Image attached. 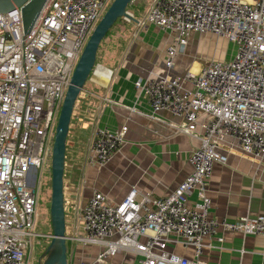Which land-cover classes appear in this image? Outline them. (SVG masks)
I'll use <instances>...</instances> for the list:
<instances>
[{"label": "built area", "instance_id": "built-area-1", "mask_svg": "<svg viewBox=\"0 0 264 264\" xmlns=\"http://www.w3.org/2000/svg\"><path fill=\"white\" fill-rule=\"evenodd\" d=\"M112 1L46 0L28 31L22 6L0 13V264H30L34 238L42 236L35 231L38 193L30 179L52 155L74 69ZM151 24L173 36L167 71L136 87L154 115L170 112L180 119L172 124L178 133L199 140L189 155L193 170L161 197L133 185L112 201L94 189L81 209L84 234L74 239L98 245V252L77 263L68 257V264H107L122 251L140 255L142 264H210L202 256L214 247L213 237L221 243L227 233L264 238V212L234 221L216 217L209 196L215 164L228 160L223 147L264 163V0H152L138 19L140 29ZM194 33L227 38L234 55L173 74ZM92 96L82 89L73 117ZM127 131L126 125L96 128L87 165L106 166L122 151ZM195 190L198 200L190 203ZM171 244L191 247L193 257L177 254Z\"/></svg>", "mask_w": 264, "mask_h": 264}, {"label": "crops", "instance_id": "crops-1", "mask_svg": "<svg viewBox=\"0 0 264 264\" xmlns=\"http://www.w3.org/2000/svg\"><path fill=\"white\" fill-rule=\"evenodd\" d=\"M198 35L192 34L185 52L178 55L173 74L184 73L188 68L199 70L210 60L186 57L193 47L201 48L194 44ZM172 39L171 33L152 24L140 29L137 20L119 25L101 48L100 60L95 66L100 68V73L92 71L86 88L94 96L76 108L68 139L64 197L68 254L73 257V263L92 259L99 249L98 245L86 246L74 239L84 234L81 209L94 189L112 201L121 200L133 185L139 191H151L161 197L193 170L189 155L199 140L178 133L172 124L179 123L180 119L170 112L154 115L147 98L136 87L137 81L167 71L166 49ZM228 53L226 45H222L217 48L218 57L213 58L228 60ZM108 70L112 71L110 76L105 73ZM123 125L128 131L122 151L102 168L87 165L96 128L114 130ZM222 152L228 160L215 164L209 180L211 215L234 221L246 214L264 212V163L248 158L238 149L223 147ZM197 200L195 190L189 202ZM210 242L214 247L206 248L202 256L210 264H264V238L260 235L244 237L227 233L222 243L215 237ZM170 249L189 258L194 255L191 247L182 244H171ZM107 264L142 263L140 255L122 251Z\"/></svg>", "mask_w": 264, "mask_h": 264}, {"label": "water", "instance_id": "water-1", "mask_svg": "<svg viewBox=\"0 0 264 264\" xmlns=\"http://www.w3.org/2000/svg\"><path fill=\"white\" fill-rule=\"evenodd\" d=\"M134 0H113L93 30L74 69L67 89L58 123L51 155L52 195L50 218L52 233L50 241L41 253L38 264H68V246L65 212V165L67 140L71 128L75 103L80 92L97 65V52L101 41L118 18L126 17L135 20L127 10ZM46 0H0V13L12 11L22 6L24 30L28 31L34 24ZM137 21V20H135Z\"/></svg>", "mask_w": 264, "mask_h": 264}, {"label": "rangeland", "instance_id": "rangeland-1", "mask_svg": "<svg viewBox=\"0 0 264 264\" xmlns=\"http://www.w3.org/2000/svg\"><path fill=\"white\" fill-rule=\"evenodd\" d=\"M197 40V42L194 41V44L201 45V48H192L191 46L192 49H190V52L186 54L187 59L192 60L195 57H198V60H203V58H216L218 57V55L216 54L217 48L221 47L222 45H226V50L229 52L228 59H230L234 55L235 45L227 38L218 37L214 35L204 36L199 34ZM211 46L213 47L212 50L210 48ZM199 54H201L202 57L199 56ZM88 83L89 78L85 84V87L83 88L84 90H86ZM51 181L52 173L50 157L49 160L45 163L43 169L39 170L37 173L33 172V175L30 179V183L36 188V192L38 193L37 221L35 231L39 234H42V236H36L34 238V249L30 257V264H38L39 256L45 250L50 241L49 236L52 233L50 218V204L52 195Z\"/></svg>", "mask_w": 264, "mask_h": 264}, {"label": "trees", "instance_id": "trees-1", "mask_svg": "<svg viewBox=\"0 0 264 264\" xmlns=\"http://www.w3.org/2000/svg\"><path fill=\"white\" fill-rule=\"evenodd\" d=\"M152 0H134L127 8V10L132 14V16L135 18V20H138L142 14L144 13V11L146 9H148L150 2ZM135 20L130 19L127 20L125 17H121L118 18L117 21L114 23V25L110 28V30L107 32L106 36L103 38V40L100 43V46L98 48V52H97V63L100 60V55H101V48L103 46V44L105 43V41L107 40V38L114 32L116 31V29L119 27V25L126 23V24H130L133 23ZM122 21V22H120ZM120 22V23H118ZM131 28V27H130ZM69 139V136H68ZM67 150H68V140H67ZM67 150H66V157H67ZM67 160V159H66Z\"/></svg>", "mask_w": 264, "mask_h": 264}, {"label": "bare ground", "instance_id": "bare-ground-1", "mask_svg": "<svg viewBox=\"0 0 264 264\" xmlns=\"http://www.w3.org/2000/svg\"><path fill=\"white\" fill-rule=\"evenodd\" d=\"M76 236H77V235H76ZM68 240H69V239H68ZM68 240H67V241H68ZM72 258H73V257H72Z\"/></svg>", "mask_w": 264, "mask_h": 264}]
</instances>
